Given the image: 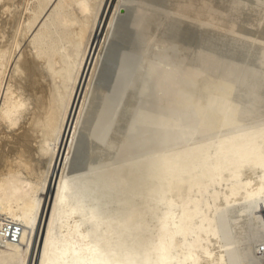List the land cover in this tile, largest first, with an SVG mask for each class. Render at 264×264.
<instances>
[{
	"label": "bare ground",
	"instance_id": "1",
	"mask_svg": "<svg viewBox=\"0 0 264 264\" xmlns=\"http://www.w3.org/2000/svg\"><path fill=\"white\" fill-rule=\"evenodd\" d=\"M0 0V264H264V0Z\"/></svg>",
	"mask_w": 264,
	"mask_h": 264
},
{
	"label": "clouds",
	"instance_id": "2",
	"mask_svg": "<svg viewBox=\"0 0 264 264\" xmlns=\"http://www.w3.org/2000/svg\"><path fill=\"white\" fill-rule=\"evenodd\" d=\"M76 6L85 14H90L89 0H75ZM31 101L22 93H14L11 102L0 105V123L9 130H15L22 122L23 115L30 109Z\"/></svg>",
	"mask_w": 264,
	"mask_h": 264
}]
</instances>
